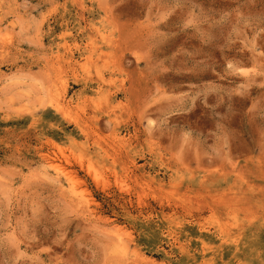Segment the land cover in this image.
Returning <instances> with one entry per match:
<instances>
[{
	"label": "rangeland",
	"instance_id": "rangeland-1",
	"mask_svg": "<svg viewBox=\"0 0 264 264\" xmlns=\"http://www.w3.org/2000/svg\"><path fill=\"white\" fill-rule=\"evenodd\" d=\"M0 264H264V0H0Z\"/></svg>",
	"mask_w": 264,
	"mask_h": 264
},
{
	"label": "bare ground",
	"instance_id": "bare-ground-1",
	"mask_svg": "<svg viewBox=\"0 0 264 264\" xmlns=\"http://www.w3.org/2000/svg\"><path fill=\"white\" fill-rule=\"evenodd\" d=\"M149 90V89H148ZM150 209V208H149ZM151 210V209H150ZM193 217V216H192ZM108 218V217H107Z\"/></svg>",
	"mask_w": 264,
	"mask_h": 264
}]
</instances>
